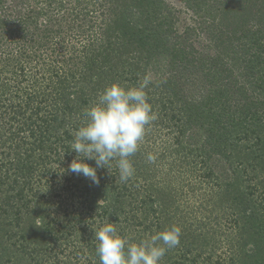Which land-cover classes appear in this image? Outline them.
Returning a JSON list of instances; mask_svg holds the SVG:
<instances>
[{"label": "trees", "instance_id": "16d2710c", "mask_svg": "<svg viewBox=\"0 0 264 264\" xmlns=\"http://www.w3.org/2000/svg\"><path fill=\"white\" fill-rule=\"evenodd\" d=\"M183 2L198 29L164 0H0V264H100L106 223L136 243L180 227L160 264H264V0ZM149 73L134 176L68 171L84 110Z\"/></svg>", "mask_w": 264, "mask_h": 264}, {"label": "clouds", "instance_id": "9594fccd", "mask_svg": "<svg viewBox=\"0 0 264 264\" xmlns=\"http://www.w3.org/2000/svg\"><path fill=\"white\" fill-rule=\"evenodd\" d=\"M149 84L147 76L137 87L113 83L98 96V102L84 110L85 122L73 133L71 150L76 158L68 171L98 184L97 169L109 171L115 161L122 183L134 176L129 157L138 151L147 126L158 118L147 101L145 89ZM85 158L94 160L95 166L85 163ZM155 159L152 154L147 156L149 162ZM180 235V227L172 226L138 243L130 242L129 237L118 234L113 223L104 224L94 233L100 264H160L166 251L179 245Z\"/></svg>", "mask_w": 264, "mask_h": 264}, {"label": "rangeland", "instance_id": "374dc122", "mask_svg": "<svg viewBox=\"0 0 264 264\" xmlns=\"http://www.w3.org/2000/svg\"><path fill=\"white\" fill-rule=\"evenodd\" d=\"M164 3L166 6L171 7L172 9L174 8L173 13L177 17L176 29L179 32H183V30L188 26H195L197 24L198 18L196 17V15H194L192 13V11L190 9H187L183 0H164ZM195 28L198 29V27H196V26H195ZM196 32H199V35H198V37H194L196 39H193V37H192V40L194 42L198 43V42H201L202 38H204L205 35L203 33L201 34L199 30H195L194 34ZM194 34H193V36H194ZM158 76L159 75L149 73L148 77L150 78L151 81H157ZM221 164L224 167L223 169L220 166ZM212 165H214L217 174L220 175L221 180H225L228 176H230V174H228V172L223 171V170H225V161L224 162L220 161V164L217 163V164H212ZM248 172H251V171L248 170ZM252 182H255V181L253 180ZM207 190L208 189H206V191ZM211 196L212 195H208V197H207L204 195V193H202L201 191H198L197 189H196V192L189 193V199L193 200V202H195V204H194L195 208H198V205L202 204V203H204V205L206 207H208L207 209L212 208V205L214 204V202L212 200L208 199ZM139 230H140V228H139ZM139 230L137 229L136 231L135 230L133 231L132 234H133L134 238H138V236L142 235L139 232ZM227 232H229V230ZM149 236H145V237L148 238ZM223 241L224 240H222V243H223ZM226 251L227 250H223V249H221V251H218L217 254H215V257H214L212 262H214V260H215V262H219V264H228V263H226V259H224V258H227V256H228V253ZM220 258L221 259L223 258L225 261L220 260ZM217 259H218V261H216Z\"/></svg>", "mask_w": 264, "mask_h": 264}]
</instances>
